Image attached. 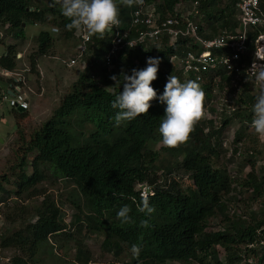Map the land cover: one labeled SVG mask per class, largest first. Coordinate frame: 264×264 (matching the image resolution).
I'll return each mask as SVG.
<instances>
[{
	"label": "trees",
	"instance_id": "1",
	"mask_svg": "<svg viewBox=\"0 0 264 264\" xmlns=\"http://www.w3.org/2000/svg\"><path fill=\"white\" fill-rule=\"evenodd\" d=\"M144 1L157 3L162 17L172 15L179 3V0ZM260 1L264 5V0ZM187 2L189 6L198 3V24L204 38L240 26L234 0ZM52 3L53 0H0V27L19 43L24 41L27 25H47L57 32V39L75 40L76 30L68 31L65 27L70 20L63 16L59 5L52 7ZM135 7V3L131 7L121 2L118 5L120 31L130 29L131 37L136 32L130 25ZM256 36V32L248 31V49L243 59L247 65L252 61ZM57 39L49 31L33 38L37 48L27 59L29 73L38 75V60L51 54ZM15 46L9 45L6 56L0 57L1 69H15ZM109 46L110 38L106 35L103 39L92 36L87 46V68L79 74L52 117L34 134L24 158L17 164L23 172L26 167L32 172L20 179L16 197L25 193L28 198L44 194L36 187L49 179L74 186L76 196L67 202L75 210L71 221L68 224L64 221V212L49 194L31 213L23 206L16 208L18 213H9L7 206L13 196L0 184V203L5 204L1 246L12 252V264H35L41 248L68 227L85 236L102 234L106 252L116 257L125 250L130 253L125 264H264V167L259 168L258 174L251 169L240 183L226 166L213 163L224 152L223 132L233 119L240 124L234 144L245 138L246 128L251 126L257 95L250 89V79L245 80L242 73L240 83L245 81L240 90L229 88L231 112L223 115L218 125L212 118L200 119L186 143L172 149L161 146L157 151L153 147L161 144L158 129L166 108L159 96L169 75L184 83L181 72L171 66L170 58L182 56L194 46L183 38L167 46V37L163 36L147 47H125L113 57V68L108 73L103 67V57ZM149 57L160 60L157 79L151 85L157 97L150 101L146 114L115 126L118 109H113L111 102L115 98L113 93L122 91L123 86L122 78L115 83L110 77H119L122 70L131 75L132 69L146 68ZM215 78L210 75L199 83L205 92L203 111L211 114H215L212 101L217 99L213 93ZM231 79L220 73L219 91L225 85L230 87ZM11 111L16 118L26 117V111L15 108ZM236 153L234 148L231 155L234 157ZM246 166L247 162H243L240 170ZM183 175L190 180L186 188H182ZM3 181L8 179L4 177ZM139 185L150 187L145 197L155 209L150 215L138 211L143 199ZM243 194H249V202L260 200V208L247 211L244 216L233 210V202L240 203ZM125 205L131 209L133 222L129 224H121L117 219L118 211ZM143 220L150 226L141 227ZM15 224L19 225L15 228ZM134 244L141 247L138 259L130 251ZM89 256V252L77 249L75 259L77 263L88 264Z\"/></svg>",
	"mask_w": 264,
	"mask_h": 264
},
{
	"label": "rangeland",
	"instance_id": "2",
	"mask_svg": "<svg viewBox=\"0 0 264 264\" xmlns=\"http://www.w3.org/2000/svg\"><path fill=\"white\" fill-rule=\"evenodd\" d=\"M162 1V0H159ZM188 0H179L183 11H189V2ZM121 0H116L117 6L120 4ZM187 11V12H188ZM3 27H0V36L1 40L4 39V42H0V55L3 54L4 50L9 44H17V40L11 38L7 39L8 33L4 31ZM42 31H49L55 39H57V32H54V29L48 27L47 25H28L25 30V39L26 42L22 47L23 51L16 53L15 61L22 64L24 61L28 65V56L34 53L37 46L33 42V38L36 37ZM6 38V39H5ZM19 43V42H18ZM23 44V41L21 43ZM75 46V40L66 41L62 39H57L55 46L53 47L51 54L43 58H48L50 61V66H45L49 69L50 73L46 76L47 78L43 80L44 94L40 100L41 104H44L46 107L42 113H37L33 117H28L26 113L25 118H16L11 108L8 104L2 100L0 96V184L10 193L12 199H10L8 204V210L11 213L15 212L16 208L19 209L21 206L25 208V211L29 213L32 212L33 207L39 206L40 202L43 200L45 195H50L53 199L59 204L62 212H64L65 217L64 221L68 224L71 221V216L75 214V210L68 205L70 199L76 196V191H74V186L70 185L66 181L52 179L41 182L37 185L36 188L43 190L45 193L35 197H27L26 193L21 196H15V191L18 189V184L22 176L30 175L32 169L26 167L24 172L21 169L17 168V164L20 159L24 156V151L28 146L30 140L34 134L42 127V125L52 117L54 110L57 109L61 103L62 98L71 90V87L74 82L78 79L81 71L74 68H66L59 59H66L72 56V50ZM20 54V56L18 55ZM88 56V54H87ZM85 57V60L88 57ZM52 57L57 58L53 60ZM38 60V75L39 69L42 68V64ZM52 62V63H51ZM87 62V61H86ZM40 65V67H39ZM22 67V66H21ZM29 70V68H28ZM28 81L32 85L33 79L38 81V76L33 75L29 72L25 73ZM38 77V78H39ZM41 79V78H40ZM250 89L257 95L258 87L255 85L254 80H250ZM8 79L0 75V89L6 87ZM33 88L36 89L37 85L33 83ZM33 89V90H34ZM35 92V91H34ZM36 93L28 94L29 101H32L36 98ZM38 96V95H37ZM225 97L222 98L216 104V110L218 114H211L208 111H203V116L201 119H205L208 116H211L216 120L218 125L220 118L223 115L230 114V107H227L224 104ZM39 103V104H40ZM43 106V105H42ZM210 108V107H209ZM215 109L214 107H212ZM222 110V111H219ZM210 111V110H209ZM239 122L237 119H233L231 123L223 132L222 136V147L224 152H222L218 158L213 159L214 165L217 166H226L228 173L231 176H234L237 181L240 183L246 179V174L250 172L251 169H254V172L258 174L260 167H264V140H261L257 134L254 133V130L251 126L246 128V136L239 143L234 144L233 139L235 132L239 127ZM79 131V127H76ZM206 132V130H205ZM163 146L162 144L155 145L154 150H159ZM236 148L237 153L233 157V149ZM165 155V154H164ZM250 156H252L250 158ZM28 158V156H26ZM24 158V157H23ZM233 160H230V159ZM32 160V157L28 159ZM249 160V161H248ZM247 162V166L240 170L241 164ZM6 177L8 181H3V178ZM190 180L187 178V175H183L182 188L188 187ZM248 195L243 194L240 196V203L233 202V210H237L241 215H247V211L257 210L260 208V200H255L249 202ZM84 212L85 209H83ZM17 212V211H16ZM15 212V213H16ZM18 213V212H17ZM24 218H29V215L26 213ZM21 223V222H18ZM19 224L13 225L17 227ZM12 227V228H13ZM10 228V226H9ZM76 228H67V231L55 238H50V241L47 245H44L39 251L37 256V262L35 264H80L76 262L75 255L77 249H81L83 252H89L90 260L88 264H125L129 261L130 253L124 251L123 254L119 256H114L112 253L106 252L103 247L104 236L102 234L90 235L78 234ZM12 253V252H11ZM220 258L223 260V251L220 252ZM166 264H178L176 262H167Z\"/></svg>",
	"mask_w": 264,
	"mask_h": 264
},
{
	"label": "built area",
	"instance_id": "3",
	"mask_svg": "<svg viewBox=\"0 0 264 264\" xmlns=\"http://www.w3.org/2000/svg\"><path fill=\"white\" fill-rule=\"evenodd\" d=\"M235 8L238 11V20L240 26L234 31L223 30L211 38L201 36L199 29L198 3L194 2L189 7V11L184 12L180 2L176 4L173 14L162 17L157 11V3H135L136 7L131 14V28L136 29L134 37H131V30L120 31V27L109 28L105 35L110 38L109 51L103 57V67L106 72L113 68V57L125 47H129V42L137 46H149L158 43L163 36L167 37V46H172L178 39L183 38L190 41L194 46L192 51L182 56H172L170 58L171 66L180 71L183 76V82L189 80L203 83L210 75L214 79L213 93L217 94V99L212 101V106L217 113L216 104L225 97L224 104L231 105L230 89L240 90L241 83L246 79L254 80L250 73L246 74L253 61L264 64V5L260 0H234ZM257 33L254 40V52L252 61L249 65L245 62L244 56L247 54L248 31ZM55 31V30H54ZM83 31H75V46L72 50V56L59 61L66 68L77 67L81 72L87 68L85 56L87 55V46L92 40V36L87 37ZM133 47V48H135ZM258 57L259 60L256 58ZM56 59V58H55ZM29 72L28 69H23ZM220 73L231 76L230 87H224L219 91L218 77ZM244 73L245 80L240 83V76ZM0 75L13 80L12 88L9 94H2V100L10 108L26 111L29 108L28 94H34V90L28 84L27 79L17 72H6L0 69ZM248 76V78H247ZM230 88V89H229ZM222 111V110H219ZM208 118H212L208 116ZM213 119V118H212ZM140 197L145 198L150 192L149 186H138ZM4 203H0V264H12V253L10 250L1 246V237L3 233Z\"/></svg>",
	"mask_w": 264,
	"mask_h": 264
},
{
	"label": "clouds",
	"instance_id": "4",
	"mask_svg": "<svg viewBox=\"0 0 264 264\" xmlns=\"http://www.w3.org/2000/svg\"><path fill=\"white\" fill-rule=\"evenodd\" d=\"M143 0H121L124 6L131 7L134 3H142ZM59 5L60 10L70 23L66 29L83 31L90 36H99L103 39L106 31L118 26V6L116 0H53L52 7ZM129 47H135L129 42ZM258 60L259 58L256 57ZM159 58L149 57L147 67L144 69H132L131 75L123 70L119 77H110L115 83L122 78L123 90L113 93L115 96L111 102L113 109H118L114 117L115 126H120L125 121H132L146 114L150 108V101L157 97L155 89L151 86L157 79ZM254 78V83L259 91L252 107L253 119L251 128L261 140H264V64L253 61L251 67L246 70ZM248 78V76H247ZM162 104H166L164 115L159 126L162 136L160 143L167 148H176L189 139L194 126L203 116V104L205 92L199 83L189 80L182 83L178 77L169 75L163 94L159 96ZM147 198L142 199V206L138 211L145 214L154 212ZM131 209L123 206L117 213V219L121 224L132 223ZM147 220L141 221V227H149ZM133 258L138 259L141 247L132 245Z\"/></svg>",
	"mask_w": 264,
	"mask_h": 264
},
{
	"label": "crops",
	"instance_id": "5",
	"mask_svg": "<svg viewBox=\"0 0 264 264\" xmlns=\"http://www.w3.org/2000/svg\"><path fill=\"white\" fill-rule=\"evenodd\" d=\"M24 29L26 30V26L24 27ZM4 31H6V29ZM0 37H3V36H0ZM9 38L12 39L13 37L12 36H7V39H9ZM2 41L4 42V39ZM11 42H13V39L11 40ZM25 43H28V42H26V39L24 38V41H23V44L22 45L19 44L18 41H17V44L15 43V44H9V45H16L14 47V51L17 53L19 51H23L22 47L24 46ZM6 51H7V48L4 50L3 54L0 55V57L6 56V54H7ZM18 55L20 56V54H18ZM52 59L53 60H56L57 58L55 59V57H52ZM39 63L42 64V68L39 69V74H41L40 75L41 77H39V75H37L39 77V78L37 77V79H39V80L38 81L37 80L35 81L34 79L32 80L37 85V88L36 89H34L33 86H32L34 82H32V85H31L30 82L28 81L27 76H25V73L26 72L22 73L23 72L22 71L23 69H28V65L25 64L24 61L22 62V64H20V63H18V62L15 61L16 67H15V69H13V71H7V70H4V69H1V67H0V69L3 70V71H6V72H17L18 74L23 75L27 79L28 84L30 85V87L32 89H34L35 93L38 95V96L37 95H34V96H36V98L33 99L32 101H29V99H28L29 108H28V110H26V113H27V116L28 117H33L38 112L39 113H42V111H44V109L46 108L44 106V104H41L40 103V100H42V99H39V98H42V96L44 94V87H43V80L42 79L47 78L46 76L50 73L49 69H47V67H46V66H50V61H49L48 58H43V59L39 60ZM45 64H46V66H45ZM39 67H40V65H39ZM6 78L8 79V77H6ZM12 84H13V80L9 78L8 79V82L6 83V87L0 89V96L2 94H9L10 93V90L12 88V86H11Z\"/></svg>",
	"mask_w": 264,
	"mask_h": 264
},
{
	"label": "water",
	"instance_id": "6",
	"mask_svg": "<svg viewBox=\"0 0 264 264\" xmlns=\"http://www.w3.org/2000/svg\"><path fill=\"white\" fill-rule=\"evenodd\" d=\"M23 26H24V24H23Z\"/></svg>",
	"mask_w": 264,
	"mask_h": 264
}]
</instances>
